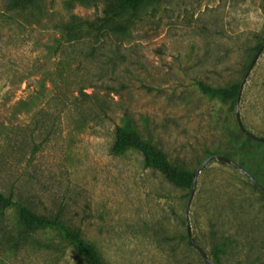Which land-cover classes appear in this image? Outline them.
<instances>
[{
  "label": "rangeland",
  "instance_id": "1",
  "mask_svg": "<svg viewBox=\"0 0 264 264\" xmlns=\"http://www.w3.org/2000/svg\"><path fill=\"white\" fill-rule=\"evenodd\" d=\"M105 0H41L34 14L0 0V191L80 228L108 264H207L187 237L191 187L146 166L137 149L114 154L130 114L142 137L191 171L212 155L249 167L264 187V146L240 144L236 100L199 82L240 83L264 41V0H160L128 35L63 40L59 26L104 15ZM243 126L264 136V49L244 83ZM251 155L242 162L239 151ZM251 150V151H250ZM236 154V155H235ZM192 233L221 264H264V192L230 163L198 174ZM17 221L16 208L5 225ZM0 264H85L71 248L23 250Z\"/></svg>",
  "mask_w": 264,
  "mask_h": 264
},
{
  "label": "trees",
  "instance_id": "2",
  "mask_svg": "<svg viewBox=\"0 0 264 264\" xmlns=\"http://www.w3.org/2000/svg\"><path fill=\"white\" fill-rule=\"evenodd\" d=\"M40 1L6 0V9L8 12L34 14ZM73 1L88 2V0ZM159 1L105 0L106 6L102 17L95 20L75 17L69 22L62 23L59 26L61 36L64 41L72 43L80 41L88 35H95L97 38L106 35H128L133 23L139 17L140 11L146 5ZM260 45L261 43L257 49ZM198 84L204 94L223 100H236L240 86V83H234L229 87H217L201 81ZM237 142L244 146L251 144L256 149L255 152L259 151L258 146H264L263 141L256 140L249 135ZM128 149L140 151L146 166L160 171L174 185L192 187L193 171L170 163L164 151L142 137L133 117L126 113L124 124L116 127L112 152L118 155ZM251 155L244 152L243 149L239 151L242 162H245V159H250ZM244 167L249 170V167ZM254 177L260 179L256 174ZM13 207L16 208L17 221L12 228L7 229L5 225L6 212ZM0 243L4 248L2 252L4 255L31 250L46 254L57 253L59 257L60 254L63 257L66 250L71 248L79 260L84 261L85 264H108L97 247L84 237L80 228L67 223L59 215L40 214L28 205L16 202L13 192L6 194L0 191ZM214 260L221 264L217 255Z\"/></svg>",
  "mask_w": 264,
  "mask_h": 264
},
{
  "label": "water",
  "instance_id": "3",
  "mask_svg": "<svg viewBox=\"0 0 264 264\" xmlns=\"http://www.w3.org/2000/svg\"><path fill=\"white\" fill-rule=\"evenodd\" d=\"M263 49H264V41L261 43L260 47L257 49L252 61L249 64V67H248L247 71L244 74V77H243L242 81L240 82V86H239V90H238V96H237L236 113H237V119H238V123H239V126H240L241 130L244 131L250 137H252V138H254L256 140L264 142V136H259V135H256L254 133H251L250 131H248L243 126L242 121H241V117H240V112H239V102H240V97H241V94H242L244 83L246 82V79H247L248 75L250 74L252 68L254 67V65H255L258 57L262 53ZM212 159H218V160H221V161H224V162L232 164L238 170H240L241 172L245 173L253 181V183L260 190H262L263 192H264V187L258 182V180L245 167H243L237 161H235L233 158H231V157H229L227 155L212 154V155L208 156L207 158H205L200 163V165L196 169L193 170V185L191 187V191H190V194H189V199H188V202H187V205H186V210H185V222H186V227H187V237H188V240H189L190 244L193 245L197 249V251L200 253V255L203 257L204 261L207 264H219L218 262H216L214 259H212L210 257V255L207 253V251L195 239V237H194V235L192 233L190 217H189L190 205H191V201L193 199L194 193H195L198 174L202 171V169Z\"/></svg>",
  "mask_w": 264,
  "mask_h": 264
}]
</instances>
